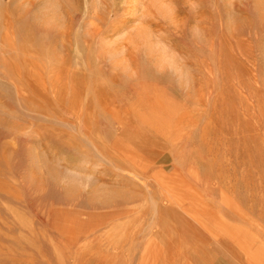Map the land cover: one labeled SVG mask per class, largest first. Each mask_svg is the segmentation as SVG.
<instances>
[{
	"label": "rangeland",
	"instance_id": "obj_1",
	"mask_svg": "<svg viewBox=\"0 0 264 264\" xmlns=\"http://www.w3.org/2000/svg\"><path fill=\"white\" fill-rule=\"evenodd\" d=\"M31 1L0 46V264H142L162 198L155 264H264V0Z\"/></svg>",
	"mask_w": 264,
	"mask_h": 264
},
{
	"label": "bare ground",
	"instance_id": "obj_2",
	"mask_svg": "<svg viewBox=\"0 0 264 264\" xmlns=\"http://www.w3.org/2000/svg\"><path fill=\"white\" fill-rule=\"evenodd\" d=\"M24 5H29L31 8H34L35 7V3L33 2V1H31V0H0V30L3 28V29H5V32H4V34L5 35H2L3 36V38L2 39H0V46H3V47H14V46H16L17 45V40L18 39H21L22 37H23V35L24 34H22V32L20 31V30H18L17 29V27H16V25H17V22L20 20V19H22V16H23V13L20 11H18L20 8H22ZM23 10V9H22ZM31 11H29L28 13H26V14H29ZM36 25V24H35ZM47 30H48V24H46V23H42V24H40V25H38V26H34V28L33 29H28V30H26V31H28V33H26V34H29V40L28 41H26V42H22V40H21V45H22V47L21 46H19V47H21V48H33V47H38V48H41V49H43V48H48L50 45H51V41H50V39H49V35L47 34L48 32H47ZM22 35H21V34ZM25 34V35H26ZM20 35L22 36L21 38H20ZM19 44V43H18ZM29 60H27V62H28ZM31 66V65H30ZM33 73V72H32ZM20 77V76H19ZM29 77V76H28ZM27 78V77H26ZM31 78V77H30ZM29 78V79H30ZM36 78V77H35ZM38 78V77H37ZM32 80V79H31ZM30 80V81H31ZM37 80V79H36ZM29 81V82H30ZM30 85V84H29ZM45 85H46V83H45ZM45 85L44 84H42L41 86L43 87V88H45ZM31 88H32V86H31ZM33 89H34V91H35V94H36V96L37 97H40V98H42V100L44 99L45 101H47V102H49V100L47 99L49 96H45L42 92H40L39 91V88H36V87H33ZM26 90V89H25ZM27 91H29V90H27ZM45 92V91H44ZM34 94V93H33ZM25 95V94H24ZM32 95V94H31ZM30 96V95H29ZM28 97V96H27ZM28 99H30L29 97H28ZM35 99V98H34ZM36 100V99H35ZM43 100V101H44ZM31 101H32V98H31ZM38 101V100H37ZM41 103V102H40ZM49 106V105H48ZM44 109V108H43ZM73 111H74V109H73ZM43 112V111H42ZM44 112H45V110H44ZM44 114V113H43ZM45 114H46V112H45ZM47 115V114H46ZM77 115V114H76ZM48 132V131H47ZM62 134V133H61ZM66 136V135H65ZM101 145V144H100ZM107 146V145H106ZM109 146V145H108ZM110 147V146H109ZM157 155V154H156ZM153 159H154V161L152 162L153 163V165H152V167L151 168H149L151 165H150V163H143V162H136V163H140L141 165H140V167H139V172H138V176L139 177H142L144 180H150V179H154V181L156 180L157 182H158V184H157V182L155 181V183L157 184L156 185V187H159V193L161 194V192H162V190L163 191H165V190H167V191H169V194L171 195V198L173 199V201H177L178 200V198H176V196H175V194L176 193H174L172 190H170L169 188H167L166 186H164L165 184H163L162 183V180H161V177H162V172H159V171H161L162 170V167L161 166H157L156 165V163H158V161H161L162 160V157H159V156H153ZM151 160V159H150ZM127 161V160H126ZM132 165V164H131ZM126 167V166H125ZM128 168V167H127ZM129 169V168H128ZM146 169V170H145ZM143 170H145V171H143ZM126 171V170H125ZM129 171V170H128ZM143 171V172H142ZM130 173V172H129ZM134 174V173H133ZM159 174H161L160 176H159ZM132 175V174H131ZM136 175V174H135ZM134 176V175H133ZM143 182V181H142ZM149 182V181H148ZM162 188H164V189H162ZM158 189V188H157ZM166 199V198H165ZM163 203V204H162ZM162 203H161V206H160V208H159V214H160V212H164L163 214H161L160 215V217H159V221L161 222V224H160V226H159V231L156 233V232H154L153 234H148V236L146 237L147 238V240H146V242H147V244H145V246H146V248L145 249H143V251H142V254H143V259H144V261L142 262V264H155L154 263V259H155V257L157 256V254L158 253H160V252H163V251H165V252H168L167 250H163V248H160L158 245L156 246V243H157V240H160V239H163V237H162V230H165L166 229V217H165V212L167 211V209H166V204H165V202H164V199L162 198ZM168 203V202H167ZM178 203H181L179 200H178ZM181 205H182V207H183V204L181 203ZM169 206H170V204H169ZM185 207V206H184ZM171 208V210L172 211H174L175 212V209L173 208V207H170ZM173 208V209H172ZM186 210H187V208H186ZM189 210V209H188ZM132 210H130L129 208L127 209V211H126V213H129V212H131ZM191 212H192V214H193V211L191 210ZM122 213V212H121ZM120 213V214H121ZM197 214V213H196ZM200 214V213H199ZM174 215H175V217H176V214L174 213ZM201 216H199L198 217V219H197V215L195 216V219H196V221H198V222H200L199 220H201V219H204L205 217H201ZM174 218V217H173ZM107 219V218H106ZM183 219V218H182ZM182 219H178V225L182 228V230L180 231L181 233H183V237H184V239H185V237H191V236H194L195 235V229H194V226H190V224L188 223V225L190 226H188V225H186V227L184 226L183 227V224H182ZM103 220V219H102ZM185 221V220H184ZM202 221V220H201ZM208 222V219H204L203 220V224H206ZM119 223V224H118ZM130 223H132V221H131V219H130V217H129V219L125 222V223H120V222H114L113 220L112 221H109L108 223L106 222V224H104V225H102L100 228H102L103 226L105 227V228H107V230L108 231H105V232H103L102 234H100L101 236H95L94 238H93V240L94 241H97L99 238H101L102 236L103 237H106V238H111L112 237V239L113 238H115V237H113L114 236V234L116 235H118V233L120 232L119 231V229H122L123 230V228L124 227H127V225L128 226H130L129 224ZM186 224V223H185ZM97 226H99V225H93L92 223L91 224H85V229H87L86 231H83V233H85V235H88V234H91V233H94V231L96 232V230L98 229L97 228ZM206 227V226H205ZM183 229L185 230L184 232H183ZM121 230V232H120V235H122L124 232H125V229L122 231ZM157 231V230H156ZM74 232V231H73ZM72 231L70 232V231H68V229L67 230H64L63 231V235L65 234V236H67V238L69 239V238H71L72 236H70L69 237V234H71V235H73V234H75V233H73ZM78 232H80L81 234H82V230H80V231H78ZM125 234V233H124ZM123 234V235H124ZM96 235V234H95ZM119 235V236H120ZM122 235V236H123ZM75 236H76V234H75ZM121 236V237H122ZM76 237H78V236H76ZM89 238V237H88ZM91 238V237H90ZM116 238H118V237H116ZM120 238V237H119ZM101 239H103V238H101ZM111 240V239H110ZM114 240V239H113ZM120 240V239H119ZM99 241V240H98ZM109 241V240H108ZM121 241H122V239H121ZM120 241V242H121ZM88 243H90V242H87L86 244H88ZM113 243V242H112ZM161 243V242H160ZM99 245V244H98ZM106 245V244H105ZM119 245V244H118ZM120 246V245H119ZM98 247V246H97ZM109 247V246H108ZM122 247V246H121ZM110 248V249H108L109 251H108V255H111V253L113 254V252H119V250L120 251H122L121 249L122 248ZM95 248V247H94ZM100 248V247H99ZM100 251H102V250H99L98 252H100ZM118 254V253H117ZM117 254H115V255H117Z\"/></svg>",
	"mask_w": 264,
	"mask_h": 264
},
{
	"label": "crops",
	"instance_id": "obj_3",
	"mask_svg": "<svg viewBox=\"0 0 264 264\" xmlns=\"http://www.w3.org/2000/svg\"><path fill=\"white\" fill-rule=\"evenodd\" d=\"M223 263V262H222Z\"/></svg>",
	"mask_w": 264,
	"mask_h": 264
}]
</instances>
